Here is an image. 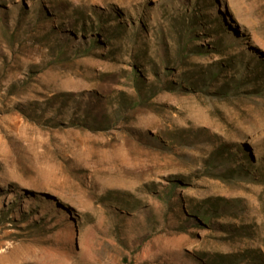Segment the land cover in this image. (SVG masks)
Listing matches in <instances>:
<instances>
[{
	"label": "rangeland",
	"instance_id": "obj_1",
	"mask_svg": "<svg viewBox=\"0 0 264 264\" xmlns=\"http://www.w3.org/2000/svg\"><path fill=\"white\" fill-rule=\"evenodd\" d=\"M0 264H264V0H0Z\"/></svg>",
	"mask_w": 264,
	"mask_h": 264
},
{
	"label": "trees",
	"instance_id": "obj_2",
	"mask_svg": "<svg viewBox=\"0 0 264 264\" xmlns=\"http://www.w3.org/2000/svg\"><path fill=\"white\" fill-rule=\"evenodd\" d=\"M195 19L196 18L194 16L193 17V20L195 21ZM192 24H193L192 22H188L186 29L184 28L185 29V32L188 34V36L192 34V29H194V27L192 26ZM190 86L191 87H194L195 86V83H191ZM163 90H165L167 92H172V93L184 94V93L187 92L188 89L187 88H183L182 86L174 85L173 83H164ZM138 106H139L138 104L133 105L132 109H134V108H136ZM194 213L198 215L197 216L198 218H200V219H198V221L204 222V221H207L208 220L207 219V211H205L204 213L203 212L200 213L199 211H195Z\"/></svg>",
	"mask_w": 264,
	"mask_h": 264
}]
</instances>
